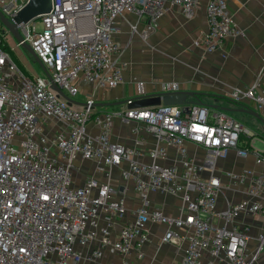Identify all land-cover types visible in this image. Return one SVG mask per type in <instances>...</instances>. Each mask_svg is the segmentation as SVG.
<instances>
[{"label": "built area", "instance_id": "2783aa9c", "mask_svg": "<svg viewBox=\"0 0 264 264\" xmlns=\"http://www.w3.org/2000/svg\"><path fill=\"white\" fill-rule=\"evenodd\" d=\"M26 1L0 0V10L12 19ZM165 2L179 6L190 18L200 6V0H54L50 13L19 25L18 40L19 45H31L53 80L45 72L24 73L6 49L9 29L0 21V264H82L79 246L97 238L100 247L87 259L96 260L111 246L122 264H131L133 252L142 258L152 222L169 225L163 241H176L172 225L188 228L180 264H203L205 253L211 256L207 264H252L257 258L264 244V224L258 235L260 246L251 253L249 236L235 221L241 214L264 217V170L221 172L218 166L233 150L243 159L253 155L256 164H264V145H255V131L205 104L99 113L92 95L86 105H70L52 87L54 81L74 98L81 76L95 89L118 86L127 66L115 58L122 50L114 38L118 19L128 12L154 19ZM228 3L206 4L208 32L195 43L207 52L242 33ZM132 28L137 30L136 25ZM154 30L150 21L142 36ZM262 60L264 71V56ZM162 86L163 91L181 89L178 81ZM138 87L144 94L142 82ZM228 96L264 108V86L259 81L234 87ZM117 116L137 121L133 132L144 129L158 145L144 150L114 142ZM91 123L96 132L90 130ZM188 142L204 149L201 161L190 154ZM170 147L180 154L179 164L171 162ZM145 157L150 162L141 160ZM79 159L95 161L107 179L91 176L79 186ZM114 167L121 168L122 178L134 185L140 199L134 218L124 222L116 236L114 227L127 207L111 183ZM225 177L233 184H247V189L241 200L228 201L219 209ZM151 193L181 194L180 215L164 213L152 202Z\"/></svg>", "mask_w": 264, "mask_h": 264}, {"label": "crops", "instance_id": "0c3cea01", "mask_svg": "<svg viewBox=\"0 0 264 264\" xmlns=\"http://www.w3.org/2000/svg\"><path fill=\"white\" fill-rule=\"evenodd\" d=\"M208 1L200 0L199 9L192 18L187 17L179 6L169 2L163 4L154 19L148 16L139 17L133 12L121 16L114 38L122 48L115 58L127 64L123 81L113 88L95 89L93 83L81 76L78 81L79 91L73 98L79 103L75 104L83 106L82 103H86L92 95L95 99V112L124 111L128 109L126 101L140 95L139 82L143 83L144 94H151L162 92L164 82L178 81L181 90L196 93L187 98L188 104L199 103L221 109L255 131L258 134L256 138L264 145V122L252 114L254 103L250 105L246 100L236 101L228 96L234 87L246 88L256 81L264 86V0H229L230 14L242 33L223 40L221 46L211 52L205 51L201 45L195 43V40L208 32ZM150 21L154 23L155 30L144 38L142 33ZM134 25L137 26L136 31L132 28ZM8 34L6 49L24 73L28 76L44 73L43 67L30 49L19 45L17 38V44L9 43ZM255 110L264 118V108ZM136 124L138 123L135 120L126 122L117 116L112 129L113 141L144 150L157 146L156 138L144 129L138 133L133 132L132 127ZM89 128L93 132L97 131L93 123ZM243 140L245 142V139ZM188 148L196 159H203L202 147L188 142ZM169 155L172 163H180V154L174 147L169 148ZM141 160L150 162L148 157ZM218 166L221 172H239L245 167L256 171L264 170V164H256L253 155L243 159L238 156L236 150L231 151L227 159L220 160ZM79 168V186L83 185L87 177L94 176L100 181L107 179L105 173L97 170V164L93 160L79 159ZM224 182L226 186L219 196V209L225 208L228 201L241 200L247 189V184H233L228 177L224 178ZM111 183L118 187L117 196L124 198L127 207V214L124 218H119L114 227L113 233L116 236L122 224L134 218L140 199L134 185L122 178L120 167L112 169ZM150 198L164 213L172 217L180 215L183 206L181 194L151 193ZM235 223L240 229H245L249 236L248 251L256 252L260 246L258 235L262 230L264 217L258 214H241ZM171 227L177 236L174 242L163 241L169 229L168 224L150 223L149 237L141 248L143 256L138 258L137 253L133 252L131 264H180L187 245L188 228L174 225ZM98 247V238L86 246H79L84 257L82 264H122L120 256L111 246L105 247L102 256L96 260L87 259ZM210 259L211 256L205 253L203 264H207ZM252 264H264V244Z\"/></svg>", "mask_w": 264, "mask_h": 264}, {"label": "water", "instance_id": "95a60500", "mask_svg": "<svg viewBox=\"0 0 264 264\" xmlns=\"http://www.w3.org/2000/svg\"><path fill=\"white\" fill-rule=\"evenodd\" d=\"M54 7V0H27L26 3L20 8L17 14L12 18H8L5 14L0 10V21L1 23L9 29V31L13 32L17 40H21V34L19 31V25L21 23L28 24L34 19H37L45 14L50 13ZM23 46L30 49V51L34 54L36 59L39 61L41 66L43 67L44 72L51 78V75L41 61L37 53L28 43H24ZM51 80H53L51 78ZM52 87L57 90V92L65 98L70 105L73 103H79L71 96H69L57 83L52 81ZM196 95L195 92L186 91V90H177V91H162L158 93L151 94H140L136 97L131 98L132 101L128 103V108H143L149 106H158L161 104L164 105H182L188 107L187 98L189 96ZM128 102V101H126ZM86 105V103H82ZM106 105H111L115 103H104ZM252 114L258 117L262 122H264V118L261 114L252 109Z\"/></svg>", "mask_w": 264, "mask_h": 264}, {"label": "rangeland", "instance_id": "374dc122", "mask_svg": "<svg viewBox=\"0 0 264 264\" xmlns=\"http://www.w3.org/2000/svg\"><path fill=\"white\" fill-rule=\"evenodd\" d=\"M8 36H9V43H11V44L16 43L17 44V40H16V37L13 34V32L9 31ZM23 60H25V59H23ZM255 145L260 147V148L263 147V143L259 139H256V144Z\"/></svg>", "mask_w": 264, "mask_h": 264}]
</instances>
